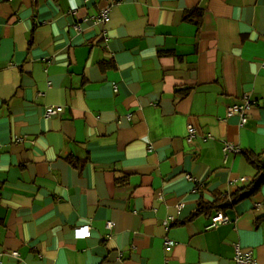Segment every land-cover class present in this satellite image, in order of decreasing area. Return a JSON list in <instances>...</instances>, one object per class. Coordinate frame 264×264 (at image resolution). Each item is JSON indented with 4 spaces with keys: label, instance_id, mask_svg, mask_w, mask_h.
<instances>
[{
    "label": "crops",
    "instance_id": "obj_1",
    "mask_svg": "<svg viewBox=\"0 0 264 264\" xmlns=\"http://www.w3.org/2000/svg\"><path fill=\"white\" fill-rule=\"evenodd\" d=\"M246 152L264 0H0V264H264V186L214 205L257 174Z\"/></svg>",
    "mask_w": 264,
    "mask_h": 264
},
{
    "label": "built area",
    "instance_id": "obj_2",
    "mask_svg": "<svg viewBox=\"0 0 264 264\" xmlns=\"http://www.w3.org/2000/svg\"><path fill=\"white\" fill-rule=\"evenodd\" d=\"M110 12L111 8L110 6H106L102 8L101 10V16L102 18L108 22L110 21ZM251 104L249 102H245L242 104H234L228 107V115L231 116L233 114H239L242 119V123H246L248 121V111L250 109ZM63 110L62 106H54V107H49L47 110L48 116H53L55 114H59ZM195 134V129L193 126H189V135H188V140L191 141L194 137ZM225 151H235V152H240V148L238 146H235L231 143H227L225 146ZM190 179L192 178L191 176H188ZM241 181L246 182L247 178H241ZM230 218L223 210H218L215 215L212 217V222L210 224V228L216 227L220 224L227 223L229 222ZM113 227V222H108V229H112ZM77 234L79 236H90V227L85 226V227H79L77 229ZM175 241L173 239H167L166 240V248L171 249L175 245ZM13 255L17 256L19 254L18 251L12 252ZM234 260L236 264H258V261L256 257L254 256V253L251 250H245L243 249L240 245L236 247V253Z\"/></svg>",
    "mask_w": 264,
    "mask_h": 264
},
{
    "label": "trees",
    "instance_id": "obj_3",
    "mask_svg": "<svg viewBox=\"0 0 264 264\" xmlns=\"http://www.w3.org/2000/svg\"><path fill=\"white\" fill-rule=\"evenodd\" d=\"M194 10L186 13V19L192 17ZM248 161L257 169V174L248 184L238 187L232 192H227L223 198H218L215 207L225 209L229 206H233L235 203L240 202L244 199L250 198L260 192L264 186V152L254 153L246 152ZM264 219V215H263Z\"/></svg>",
    "mask_w": 264,
    "mask_h": 264
},
{
    "label": "rangeland",
    "instance_id": "obj_4",
    "mask_svg": "<svg viewBox=\"0 0 264 264\" xmlns=\"http://www.w3.org/2000/svg\"><path fill=\"white\" fill-rule=\"evenodd\" d=\"M257 194H259V192ZM257 194H255L254 196H256Z\"/></svg>",
    "mask_w": 264,
    "mask_h": 264
}]
</instances>
